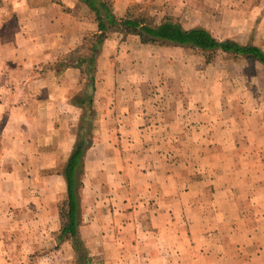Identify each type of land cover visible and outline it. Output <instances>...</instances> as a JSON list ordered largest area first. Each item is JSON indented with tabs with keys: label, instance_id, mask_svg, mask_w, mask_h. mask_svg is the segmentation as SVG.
Listing matches in <instances>:
<instances>
[{
	"label": "crops",
	"instance_id": "1",
	"mask_svg": "<svg viewBox=\"0 0 264 264\" xmlns=\"http://www.w3.org/2000/svg\"><path fill=\"white\" fill-rule=\"evenodd\" d=\"M78 1L0 0V264H27L36 252V264H73L68 242L41 252L59 229L65 183L57 167L84 110L76 100L86 89L81 69L61 65L80 55L96 24ZM147 1L112 0V12ZM225 1L247 23L262 15L264 34V1ZM169 3L163 13L174 15ZM211 14L200 10L201 21ZM117 35L96 59L97 116L84 156L89 220L80 234L91 255L100 264H264V106L228 111L205 73L199 94L186 87L191 72L176 71L186 63L181 49ZM112 54L128 60L116 73ZM246 115L250 131L240 128Z\"/></svg>",
	"mask_w": 264,
	"mask_h": 264
},
{
	"label": "trees",
	"instance_id": "2",
	"mask_svg": "<svg viewBox=\"0 0 264 264\" xmlns=\"http://www.w3.org/2000/svg\"><path fill=\"white\" fill-rule=\"evenodd\" d=\"M93 14L97 32L83 38L82 46L85 54L70 55L61 65L75 66L81 69L85 78V92H81L76 100L84 110L80 116L74 146L64 165L59 170L65 183V199L59 204V229L56 233L57 243L68 240L75 254V264H89L88 251L83 244L79 226L80 194L82 176L84 174V156L92 142V132L96 110L93 108L95 91V63L100 53L102 43L110 33H119L123 37L132 34L140 43L157 46L178 47L184 53H200L203 63L212 64L219 54L229 57H244L257 61L264 69V49L253 44H241L233 39H219L209 30L201 26L185 28L173 16L167 15L161 21L154 18L138 5H129L122 16L117 17L112 12L110 0H79Z\"/></svg>",
	"mask_w": 264,
	"mask_h": 264
},
{
	"label": "rangeland",
	"instance_id": "3",
	"mask_svg": "<svg viewBox=\"0 0 264 264\" xmlns=\"http://www.w3.org/2000/svg\"><path fill=\"white\" fill-rule=\"evenodd\" d=\"M112 2V0H110ZM159 0L154 1L150 0L144 3H134V5H138L141 10L145 11L148 15L154 18L155 22H159L162 20L164 16L171 15L174 18H176L183 27L185 28H191L194 26H204L207 24L209 31L217 38L224 39V38H231L241 44H255L260 46L264 49V34L262 32V15H258L257 17H253V20H251L250 23H247L248 16H246L244 19L242 17H239L240 19H237L236 15H231L230 10L235 9L234 7L227 9V4H225V0H220L216 2L215 0L202 2V5H200L199 0H195V2L192 4H187L188 6H184V1L180 2V0ZM192 1V0H189ZM264 0H254V5L262 4ZM214 2V3H212ZM78 11L81 12L80 4L83 6L81 2L78 1ZM174 3V8L178 9L175 10V14H168L167 12L163 13V6H166L167 4ZM190 3V2H188ZM133 5V4H131ZM169 8V5H167ZM200 10H203L204 12L207 11L209 13H212L211 16L206 21H201L199 12ZM262 12V10H261ZM83 18H86V22L89 21L90 24L93 22V15L88 13V15H83ZM243 19V20H242ZM94 28L91 31H88L87 36H90L94 32H97L96 24H94ZM109 35H113V40L119 39V36H115V33H110ZM110 36V37H111ZM85 45L81 46L79 48V54L84 53ZM180 49V48H179ZM179 56H177L180 60L181 55L184 56V54L180 51ZM187 54L186 57V63L183 67L182 61L179 64L178 67H176V71H185L191 72V78L192 80L187 81L186 87L191 90V93L199 94L200 93V86L205 87L203 84H199V76L200 73H205L206 79L208 81L207 88L214 86L213 84L215 82H218L219 87L223 90L224 93V100H225V108L230 111L232 109V105H241L242 109H245L247 112H251L252 110H255V108L263 107L264 106V69L263 67L255 60L246 59L244 57H229L224 54H219L214 59L212 64H208L207 67L203 65V58L200 53H185ZM71 55V54H70ZM78 55V54H74ZM111 59L114 60L113 54L111 55ZM114 67L113 72L116 73V70L124 69L123 67L128 64V60L125 58H117L114 61ZM108 65L107 63L100 66L99 73L101 75L108 74L107 71ZM175 70V69H174ZM197 75V77H195ZM210 83V84H209ZM84 84L81 83V88L83 89ZM169 88L173 87L168 86ZM215 87V86H214ZM177 88V86H176ZM231 100H235L234 103H231ZM238 101V104H237ZM97 106V104H96ZM263 109V108H262ZM101 114L98 110V115ZM97 116V113H96ZM227 120V118H225ZM238 120V119H236ZM228 123V122H227ZM240 128L247 127L250 131L253 125V119L250 118L249 115L245 116V119H241L240 122ZM74 132H76V128L74 126ZM57 170L59 169V166L57 167ZM54 171V170H53ZM84 174L82 176V189L80 194V215H81V225L79 226V234H80V227L87 224V221L89 220V216L84 213L83 207H82V199L85 196L84 193V183L83 179L85 178V166H84ZM103 195V193H102ZM65 190L63 192V197L58 198L57 202V215H58V222L59 221V214H58V207L61 202L65 199ZM57 233V232H56ZM56 233H55V241L49 246V248L42 250L41 254H47L52 251L59 250L61 248V245L63 242H68L69 248L71 249V243L68 240L62 241L60 243H57L56 240ZM81 237V234H80ZM81 240L88 251V257H89V264H100V259L94 257L91 255V251L86 243V241L81 237ZM73 253V259L72 263L75 264V254ZM39 253L36 252L33 255H30L27 261V264H36L37 259L39 257ZM40 254V256H41ZM100 261V262H99Z\"/></svg>",
	"mask_w": 264,
	"mask_h": 264
}]
</instances>
